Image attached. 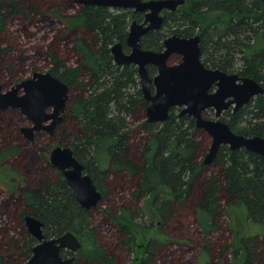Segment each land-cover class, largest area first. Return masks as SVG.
<instances>
[{"label":"trees","instance_id":"1","mask_svg":"<svg viewBox=\"0 0 264 264\" xmlns=\"http://www.w3.org/2000/svg\"><path fill=\"white\" fill-rule=\"evenodd\" d=\"M220 12L238 18L224 23ZM143 18L132 9L74 0H0V82L15 85L28 71L45 70L69 86L64 122L47 145L37 136L23 137L20 129L28 120L19 109L0 110V264L31 257L38 240L27 216L40 219L48 237L76 234L83 247L62 250L64 257L76 255L73 264H116L118 247L134 238L133 226L147 211L151 219L142 227L156 231L138 264H197L166 229L187 212L203 235L199 264L227 263L228 250L232 264H264V232L243 238L237 233L228 244L212 238L234 205H245L248 219L264 224V156L222 146L214 162L204 164L208 145L202 134L208 133L194 116L172 108L168 120H148L150 102L137 66L118 65L112 53L116 43L129 50L131 22ZM173 28L182 36L200 35L206 66L264 86V0H186L165 15L161 29L142 37V46L162 50ZM222 119L237 133L264 137V93L235 113L225 111ZM54 145L74 149L103 192L102 201L122 202L119 213L110 207L100 220V210L79 204L50 162Z\"/></svg>","mask_w":264,"mask_h":264},{"label":"water","instance_id":"2","mask_svg":"<svg viewBox=\"0 0 264 264\" xmlns=\"http://www.w3.org/2000/svg\"><path fill=\"white\" fill-rule=\"evenodd\" d=\"M80 5L107 6L113 9H133L145 13L144 21L134 19L127 38L130 51L122 43L112 46L114 60L118 65L136 64L139 68L144 96L150 102L147 108L148 120L163 122L169 119L171 109L181 108V114L188 113L196 118L197 126L211 137L212 144L204 164H212L222 146L231 151L245 148L264 156V137L247 136L235 132L222 119L223 114L233 107L237 111L264 93L260 81L236 72H226L205 65L202 60L199 35L184 37L178 33L168 36L164 49L155 51L143 48L142 37L151 30L161 29L164 10L177 11L186 0H77ZM173 55H180L181 61L170 63ZM154 65L158 73L152 78L148 65ZM156 86L152 93V85ZM69 98V86L50 71H35L31 77L15 84L8 90L0 82V109H19L31 126L23 127L27 137L34 140L35 133L47 131L53 134L63 123ZM213 109L215 118L204 115ZM50 162L62 171L79 204L84 208H99L104 194L87 171V166L75 156L71 146L56 145L50 151ZM30 233L38 240L31 257L23 264H73L76 255L64 257L62 250L78 252L82 242L72 231L48 237L44 223L34 217H26Z\"/></svg>","mask_w":264,"mask_h":264},{"label":"rangeland","instance_id":"3","mask_svg":"<svg viewBox=\"0 0 264 264\" xmlns=\"http://www.w3.org/2000/svg\"><path fill=\"white\" fill-rule=\"evenodd\" d=\"M74 1H75V5L76 4L80 5L79 3L76 2L77 0H74ZM168 12L169 11H164V15H166ZM218 16L221 18V20L224 23L230 21L231 19H237L238 18L237 15H227V14L221 13V12L218 14ZM168 25L169 26L173 25L174 28L176 26L175 22H171ZM168 28L169 27L166 26L165 30H167ZM174 28L172 31L168 30V32H167L168 36H171L174 33ZM195 34H197V32H195L193 35H195ZM193 35H190V36H193ZM178 61H179V59L177 57H173L171 59V63H177ZM40 68H45V67H40ZM41 71L45 72V70H41ZM33 73L34 72H32V71L31 72L28 71L26 73V75L24 76V79L31 77ZM154 74L155 73L153 72L152 76ZM2 85H3L4 90H8L12 86H14L11 84H5L4 80H3ZM9 109H11V108H8V110ZM231 110H233V107L231 109H229V111H231ZM206 117L214 118L215 117L214 111L208 113L206 115ZM26 124L27 125L29 124L28 121H26ZM54 134H55V132L53 134H50L49 132L44 131V130L38 131L35 133V138L33 141H35L36 136H37V139L40 140L41 143H45V145H47L50 142V140H48L49 136H53ZM202 138H203V141L208 145V151L206 152V154H207L209 152L210 146L212 144V137L209 136L208 134H207V136L202 134ZM54 146H56V145H54ZM62 146H64V145H62ZM39 151H41V150H39ZM206 154H205V156H206ZM205 156H204V159H205ZM111 202H112L111 200L105 201V202L101 201L100 207L97 208V210H100V212H102V213L97 215L100 220L103 219V217H102L103 214L106 213L107 210H110V207H111V209L113 207L112 211H114L115 213L120 212L122 202L118 201L116 204L111 203ZM225 211H224L223 218H222V228L219 232L215 233L212 237L214 240L213 242L215 244L218 242L219 238H222L224 243H227V244L231 243L234 240V236L237 233L238 234L236 236L240 235V237L243 238V237H247L249 235H254V234H259V233L264 232V224H261L258 222H252L248 219L247 208L245 205H242V204L241 205H234V207H230ZM180 218L183 219L180 222L178 221V219L171 220V226H167L166 229L168 231L172 232L175 235V237H178V238H176L177 240L180 239L179 241H181V243L185 244L184 248L187 250L186 258H190L191 256H193V257H195V261L197 264H199V262L200 263L204 262V261H202L204 259V254L202 253V246H200L203 244V235H202V233H201V231H200V229H199V227L195 221V218L192 215H190L189 212H187L186 215H182ZM150 219H151V217H150V214L148 213V211L146 212L145 215L144 214H143V216L140 215L139 218H137V224L135 226H133L134 238L131 241L129 240L128 244H123L124 247H118L117 253H118V260L119 261H117L116 264H138V261L142 257V254L145 251L148 242L152 239L153 234L156 231V229L149 231L148 229H145L142 227V226H145V225H143L145 222H147V224H148ZM108 224L111 225V230H112V224L111 223H108ZM166 229L164 231H166ZM107 231H109V230H106L105 233H107L108 235H111V232H107ZM181 237H183V238L192 237L193 241L192 242H190L188 240L184 241L183 238L181 240ZM188 242H190V243H188ZM174 248L176 249L177 247L174 245ZM226 255L228 258V262L224 263V264H232V262H231L232 255L230 254V250L227 251ZM210 260H211V257H210Z\"/></svg>","mask_w":264,"mask_h":264},{"label":"flooded vegetation","instance_id":"4","mask_svg":"<svg viewBox=\"0 0 264 264\" xmlns=\"http://www.w3.org/2000/svg\"><path fill=\"white\" fill-rule=\"evenodd\" d=\"M113 9V8H112ZM133 10V9H132ZM164 11H168V10H164ZM164 11H163V15H164ZM137 13V12H136ZM140 13H143L144 14V18L142 19V20H139V19H137L138 21H140V22H142V21H144V19H145V13L144 12H140ZM164 17H165V15H164ZM134 20V19H133ZM132 23V22H131ZM164 23H165V20H164ZM163 26H164V24H163ZM162 26V27H163ZM130 30V29H129ZM157 30V29H156ZM177 33V32H176ZM174 34V33H173ZM179 34V33H178ZM146 35V34H145ZM144 35V36H145ZM181 35V34H180ZM195 35H197V34H195ZM195 35H193V36H195ZM129 36V35H128ZM182 36V35H181ZM184 37H191V36H184ZM167 38V37H166ZM165 38V39H166ZM165 41V40H164ZM128 44V43H127ZM142 44V43H141ZM123 48H124V46H123ZM144 48V47H143ZM164 49V48H163ZM162 49V50H163ZM125 50V49H124ZM162 50H158V51H162ZM126 51V50H125ZM130 51V47H129V50L128 51H126V52H129ZM156 51V50H155ZM173 56H177L178 57V59H179V61H181V59H182V57L180 56V55H173ZM172 56V57H173ZM178 61V62H179ZM170 63H171V58H170ZM134 65H136V64H134ZM137 66V68H138V65H136ZM155 68L156 69V71L154 72L155 74L152 76V71H151V69L150 68ZM209 67V66H208ZM148 72H149V75L153 78L157 73H158V69H157V67L156 66H154V65H152V64H150V65H148ZM138 73H139V68H138ZM139 77H140V73H139ZM140 82H141V77H140ZM141 89H142V86H141ZM143 91V90H142ZM151 91H152V93H155V91H156V86L153 84L152 85V88H151ZM174 108H179V107H174ZM13 109H15V108H13ZM66 109V108H65ZM179 109H181V108H179ZM1 110V109H0ZM6 110H8V109H6ZM6 110H1V111H6ZM182 110V109H181ZM214 110L213 109H210V110H207V111H205L204 112V115L206 116L208 113H210V112H213ZM227 111H229V109L227 110ZM232 111V110H231ZM234 113L236 112V111H233ZM215 113V112H214ZM64 114H65V112H64ZM224 115V114H223ZM26 117V116H25ZM27 118V117H26ZM209 118V117H208ZM215 118V117H214ZM223 118V117H222ZM65 119V118H64ZM27 120H28V118H27ZM64 122V121H63ZM28 126H31L32 125V122L30 121V120H28ZM59 126V125H58ZM58 126L56 127V129L58 128ZM55 129V130H56ZM20 132H21V134L23 135V137L24 138H26L27 140H30V141H33V140H31V138H29V137H27L26 136V134L23 132V130H22V128L20 129ZM55 132V131H54ZM54 147V146H53Z\"/></svg>","mask_w":264,"mask_h":264},{"label":"bare ground","instance_id":"5","mask_svg":"<svg viewBox=\"0 0 264 264\" xmlns=\"http://www.w3.org/2000/svg\"><path fill=\"white\" fill-rule=\"evenodd\" d=\"M199 36H200V35H199ZM27 126H28V125H27ZM27 126H23V127H27ZM23 127H22V128H23Z\"/></svg>","mask_w":264,"mask_h":264}]
</instances>
